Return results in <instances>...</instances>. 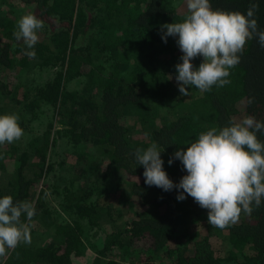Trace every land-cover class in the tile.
Returning <instances> with one entry per match:
<instances>
[{
  "label": "trees",
  "instance_id": "1",
  "mask_svg": "<svg viewBox=\"0 0 264 264\" xmlns=\"http://www.w3.org/2000/svg\"><path fill=\"white\" fill-rule=\"evenodd\" d=\"M15 1L50 25L51 43L39 38L34 49H28L13 35L18 20L11 11H0V96L10 93L18 110L48 104L51 119L46 133L26 148L16 142L0 145V169L5 172L11 162L6 186L0 184V198L9 195L32 203L31 187L45 185L43 178L54 164L67 173L85 174L67 156L48 159V143L65 137L76 159L93 147L97 154L88 157L89 166L107 160L103 175L119 174L125 190L136 198L124 222L105 224L102 237L108 252L103 264H264V202L250 215L242 213L227 229L212 227L207 210L192 197L178 201L177 189L166 192L145 184L144 167L134 156L137 149L157 143L164 149V170L178 184L187 173L178 159L169 165L175 151L186 150L202 132L246 116L264 122V47L258 37L246 43L240 63L230 70V84L207 92L190 86L189 95L183 96L175 79V66L182 63L178 37L169 36L167 43L161 38L163 24L181 22L187 14L179 12L174 0ZM251 3L259 5L255 18L258 30L264 31V0H210L214 10L245 15ZM33 50L39 66L58 67L49 79L30 88L22 83L17 67L30 66L34 58L26 52ZM196 60L201 63L203 58L192 61L198 68ZM74 78H81V88L68 86ZM257 138L264 142V132ZM90 192L75 193L68 207L80 217L86 215L91 224H100L93 218L99 217L98 208L84 201ZM32 204L33 220L43 222L48 235L9 249L0 264H74L82 248L79 220L57 223L43 195Z\"/></svg>",
  "mask_w": 264,
  "mask_h": 264
},
{
  "label": "clouds",
  "instance_id": "2",
  "mask_svg": "<svg viewBox=\"0 0 264 264\" xmlns=\"http://www.w3.org/2000/svg\"><path fill=\"white\" fill-rule=\"evenodd\" d=\"M258 8V4L251 3L245 15L214 10L210 0H186L187 14L183 20L161 26L162 40L167 43L169 36L178 37L176 42L183 53L182 63L175 66L181 95L188 96L190 86L207 92L213 86L230 84V70L240 63L246 43L258 37L264 47V31L258 30L255 18ZM43 27V20L28 13L17 21L13 35L28 49H34ZM26 55L35 58V51ZM197 57L203 58L198 68L192 63ZM252 102L250 99L249 103ZM18 121L16 114L0 115V145L14 143L24 136ZM258 132H264V122L246 116L240 122L200 133L186 150L178 149L168 161L171 165L173 159L180 160L187 173L178 184L164 170V149L157 143L137 149L134 156L138 165L144 167L145 184L166 192L177 189L178 201L192 197L207 210V223L224 230L238 223L242 213L250 215L264 202V142L257 138ZM35 214L31 202L14 201L9 195L0 198V258L6 257L9 249L31 243Z\"/></svg>",
  "mask_w": 264,
  "mask_h": 264
},
{
  "label": "rangeland",
  "instance_id": "3",
  "mask_svg": "<svg viewBox=\"0 0 264 264\" xmlns=\"http://www.w3.org/2000/svg\"><path fill=\"white\" fill-rule=\"evenodd\" d=\"M174 1L179 12H187L186 0ZM0 2H2V9L0 8V11H11L9 15H12V18L15 20H19L23 15L28 13L33 14L32 8L23 6V4L17 3L15 0L14 2L10 0H0ZM49 29L50 25L44 23L43 29L38 32L39 38L46 42L48 46H50L49 44L51 43L48 40ZM182 55L183 53H181V56ZM39 60L40 58H34L30 66L26 68L17 67L18 75L25 87L33 88L36 85L42 84L52 76L55 69L58 67L51 66L50 64L41 67L39 66ZM196 63L199 64L200 61L196 60ZM80 80L81 78L71 79L68 82V86L71 88H81L83 82ZM19 109L20 110H18V105L15 101L12 100L10 93L0 96V115L16 114L21 118V121L23 120V122H20L19 118L18 122L24 130V136L19 141H16V144L17 146L26 148L34 137H40L46 133L48 128L47 123L51 119V106L48 104H40V107H36L32 110H25V108L22 107ZM128 112L135 113L134 111ZM57 124L58 123L55 122V126ZM39 140L42 143L44 141L42 138H39ZM47 148V156L50 161L55 162V160H58L61 156H67L71 161L74 160L77 162L78 167L76 168H84L86 173H67L54 164L53 168L49 170L43 178V182L46 184L36 183L31 187L33 193L32 203L36 197L43 195L47 207L51 210V217L57 223L62 224L66 222L74 224L75 220H79L82 225V248L74 264H103L108 252V249H106L107 247L104 248L106 244L105 237H102L105 231V224L111 223L115 225L124 222L126 217L131 216L132 208H135L137 205L135 202L136 198L130 196L128 190H125L123 180H121L119 174L114 178H111V176L108 178L103 175L102 172L106 169L107 160L100 159L94 161V166H89V162L91 161L88 157L91 156L92 158L97 154L93 147L84 149L86 155H83L82 159H76V155L71 153L73 147L65 137L57 138L52 143H48ZM10 163L9 161L7 162L5 172L0 169V184L4 187L7 183L5 174L8 173L7 170L9 169ZM61 174L63 176H61ZM92 182L95 183V186H98V189H100L99 191L93 189L95 186H91ZM64 186L66 187L65 189H63ZM42 188H44V192L40 193V189ZM87 189H90L91 192L84 201L86 203H94L96 208H98L99 217L97 219L95 217L93 218L96 221L98 220L100 224H91L88 222L86 215L80 217L79 214L68 207L75 193H77V196ZM31 223V241H34L33 238H38L37 241H39L41 238L48 235L47 228L39 219L32 220Z\"/></svg>",
  "mask_w": 264,
  "mask_h": 264
}]
</instances>
